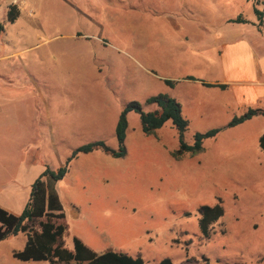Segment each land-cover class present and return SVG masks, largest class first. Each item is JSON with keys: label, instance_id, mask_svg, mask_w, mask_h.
Instances as JSON below:
<instances>
[{"label": "rangeland", "instance_id": "rangeland-1", "mask_svg": "<svg viewBox=\"0 0 264 264\" xmlns=\"http://www.w3.org/2000/svg\"><path fill=\"white\" fill-rule=\"evenodd\" d=\"M10 6L19 11L12 24L6 20ZM258 9L264 11V0ZM238 17L248 23L229 22ZM0 24V207L16 215L46 166L57 169L72 149L95 141L116 149L118 114L128 102L143 104L160 93L181 96L191 120L215 110L213 96L172 92L160 77L202 79L217 70L221 39L264 55V25L258 33L253 0H0ZM153 108L143 105L144 112ZM228 117L219 108L217 126ZM128 124L127 131H134L125 158L112 161L97 149L100 160L87 162L84 186L79 165L57 184L68 226L65 246L71 249L77 237L97 253L121 252L151 263L171 258L173 264H247L217 259L235 254L254 260L264 234L250 233L243 212L234 210L242 219L208 242L196 220L200 206L220 203L229 213L228 201L237 205L248 181L238 178L235 163L247 149V166H258L256 137L264 133V122L223 129L204 142L203 153L180 161L170 156L178 143L170 123L155 136L140 137L138 114L129 113ZM194 133L189 126L187 143ZM258 177L264 197V172ZM257 219L264 226V216ZM224 229L221 218L214 232ZM25 241L18 234L0 242V264H49L14 259L12 252Z\"/></svg>", "mask_w": 264, "mask_h": 264}, {"label": "trees", "instance_id": "trees-1", "mask_svg": "<svg viewBox=\"0 0 264 264\" xmlns=\"http://www.w3.org/2000/svg\"><path fill=\"white\" fill-rule=\"evenodd\" d=\"M260 0H253V13L257 19V31L261 32L264 25V11L258 9ZM19 17L16 6H10L6 14L8 23H14ZM230 23L247 24L241 17L229 20ZM4 26L0 24V33ZM192 79V78H190ZM164 83L173 87L174 83L165 80ZM206 87L225 89L224 85L204 84ZM143 105L154 106L153 110L144 112ZM139 116L140 128L144 135L155 136L157 131L167 123L177 132L178 147L170 153L175 160L184 156H196L204 152V142L214 139L220 129H211L204 133H194L192 143L185 141L188 121L182 116L181 105L166 94L148 97L144 103L130 101L119 113L115 126L116 149L109 148L103 141H95L79 146L71 151L64 164L57 169L44 168L39 177L31 184L27 203L19 214H13L0 207V242L18 234L26 238L21 251H13L12 257L21 262H47L49 264H152L140 256L133 257L125 253L106 251L98 254L85 245L77 237L72 238V248L65 246L64 237L68 226L65 222V211L61 202L57 184L67 175L71 163L80 155L89 154L97 149L102 150L114 159L126 156L125 139L128 129V114ZM262 115L264 111L248 109L243 115L233 117L227 124L232 128L251 118ZM259 147L264 153V135L259 139ZM198 227L201 236L208 239L214 225L223 217L224 209L220 203L214 206L204 205L199 209ZM189 215V214H187ZM157 264H173L169 258L160 260Z\"/></svg>", "mask_w": 264, "mask_h": 264}, {"label": "crops", "instance_id": "crops-1", "mask_svg": "<svg viewBox=\"0 0 264 264\" xmlns=\"http://www.w3.org/2000/svg\"><path fill=\"white\" fill-rule=\"evenodd\" d=\"M220 41L222 42L221 43L219 42V45L215 48V50L218 51V56H219V68L217 70L209 69L208 71L205 72L202 79H195L193 77H183L182 79H174V78H171L170 75L162 76L159 79L163 83L165 80L172 81L174 83L173 87H169L165 83L164 85L168 87L172 92L177 89H183L189 92L188 97L192 99L196 98V96L198 95L196 92H199V91H202V94L204 96H208L209 98L213 96L211 100L213 101V103L216 104L215 110L212 113H208V112L199 113L198 114L199 120L197 119L191 120L187 116H184L183 108L181 106L182 116L188 121L189 126H195V133L197 132L204 133L211 129H220L221 131L223 129L224 130L228 129L226 126L230 122V120L235 116L243 115L248 109H259V110L264 111V55L261 56L260 58L255 57L254 55H252V51H250V49L247 48L246 44L242 42H235L231 40L226 41L222 39ZM204 84L224 85L225 89H220L218 87H206ZM170 97L175 99L177 102L181 99V96H170ZM219 108H223L229 114L228 121L222 127L221 126L218 127L215 122L216 111ZM253 120L264 122V116L262 115L255 116L251 118L250 120H247L238 126L244 125L248 123L249 121H253ZM199 125H202L205 128L198 129L196 126H199ZM238 126H235V127H238ZM164 127L165 125L162 128ZM235 127H232V128H235ZM128 129L129 130L131 129V126H129V124H128ZM132 131H134V129H132L131 131H127V135L125 139V146H126V151H127L126 155L129 153V145H130L129 137H130V132ZM139 131L140 130L136 131L137 137H140V135L143 134L142 131L140 132ZM262 135H264V133L259 134L256 137V141H258L257 142L258 146H259V139ZM177 147H178V143H177ZM95 151L89 154H83V155L78 156L71 163L69 171L67 173L68 175L73 165L75 167L79 165V172H80L79 174L83 178V183H82L83 186H84V183H86L84 173H86L87 168H88L87 162H89L90 160L92 161L97 160L96 158L100 160L99 157L94 153ZM171 152L172 150L170 151V153ZM70 153L66 156L65 160L69 157ZM250 154H251V150L248 152V150L245 149V152L241 155V158H239V162L235 163V165H240L241 172L239 174V177L236 175L229 174L228 172L226 174L228 177H231V178L238 177L241 181H244V180L248 181V188L245 189V192L241 190L242 195L237 205L234 204L232 199L228 201V204H229L228 208L230 209V212L229 213L227 212L226 207L223 208L224 215L222 218L224 219V222H225L224 231L222 232V234H215L214 227H213L210 237L206 239L207 242L211 240L215 235H221V236L225 235L227 233L228 224L229 222L233 221V219H235L236 222L242 219L241 215L237 217L234 216L233 214L234 210H237V211L240 210L246 215L247 222H245V227L249 228V230L251 231L250 232L251 234H264V233H261L264 231L263 222L260 223L259 220L257 219V217L261 218L264 216V213H263L264 212L263 211L264 210V197L262 196L260 191H258V182L260 178L258 176H259V173L264 172V153L262 152L261 149L259 150V154L257 158L258 166L254 167V170L250 168L249 166H247L248 158L250 157ZM113 160H119V159L112 158V161ZM112 161L108 163H111ZM175 161H180V160H175ZM95 169H98V166H95ZM98 174L99 172H97V175L96 177H94L93 182L95 181V178H97L98 180V177H97ZM255 184H257V186L255 188H251ZM83 186L81 187L82 190H83ZM61 202H62V199H61ZM201 207L202 206L198 208V211ZM187 214L190 215V213H186V216H189ZM260 214L262 215L258 216ZM199 217L200 215L198 212V218L196 220L197 225H198ZM198 230H199V227H198ZM104 252L106 251H101L98 254H101ZM169 259L172 261L171 258ZM217 259L219 260L225 259L226 261L230 260L231 262L238 261V263L245 262L247 264H264V248L261 249V252L257 254L254 260H247L242 255H238V254L232 255L231 257H224V258H217ZM159 261H157L156 263H152V264H157Z\"/></svg>", "mask_w": 264, "mask_h": 264}]
</instances>
